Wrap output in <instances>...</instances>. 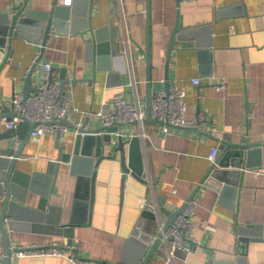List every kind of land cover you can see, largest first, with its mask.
I'll use <instances>...</instances> for the list:
<instances>
[{"label":"crops","instance_id":"0c3cea01","mask_svg":"<svg viewBox=\"0 0 264 264\" xmlns=\"http://www.w3.org/2000/svg\"><path fill=\"white\" fill-rule=\"evenodd\" d=\"M94 1L93 28L111 25L119 29L123 61L116 59L119 55L113 57L114 75L110 78L109 73L97 72L94 64L85 61L89 33L52 37L38 66L43 69L50 64L52 81L59 86L63 68L68 80H76L66 84L64 90L70 107L77 112L64 136L47 132L38 141L29 138L17 168L23 173L44 174L48 164L58 157L57 144L65 147L64 152L74 149V124L80 122L88 132L100 130L103 125L98 114L102 108L113 109L117 94L134 101L135 88L141 106L148 108V101L159 90L170 85L184 87L187 118L205 132L188 128L167 134L147 112L143 127L136 123L120 125L116 140L118 136L127 140L136 135L142 141L146 182L128 175L123 192L119 157L102 159L97 168L92 217L85 225L77 224L72 236L49 235L42 232V224L36 227L40 232L7 229L16 247L50 248L65 240L76 250V263L50 256L23 258L21 264H121L125 243L135 231L142 204L152 199L154 207L173 213L193 194L197 206L191 238L198 247L190 254L178 252L169 264H264V0H151L150 43L148 0ZM59 2L73 5V0L70 4ZM52 5L53 0H0V14L13 17L28 10L35 19ZM177 26L181 34L187 31L189 35L175 39L167 67L168 48ZM40 50L41 44L9 37L4 54L0 55V115L9 114L15 93L24 94L25 79L40 57ZM122 69L126 73L123 83L118 84ZM34 74L35 86L43 73L39 69ZM194 80H199V84ZM7 131L0 125V149L12 144L20 146L19 135L5 136ZM224 142L232 144L230 150L245 152L239 168H225L232 171L228 184L235 188L225 195L205 181L213 165L208 156L213 147L220 148ZM105 154H111L110 148ZM77 182L70 164H62L45 211L50 205L59 207L62 225L69 224L73 214L78 221L85 217L83 210L73 209ZM225 185L221 183L222 187ZM28 197L25 206L37 210L41 197L33 193ZM57 215L54 211L53 219ZM167 220L161 214L158 222H147L143 229L157 236L160 225ZM10 221L5 220L6 228ZM244 228L250 234L246 242L240 243L239 230ZM167 251L161 240L149 264H168ZM3 252L0 238V254Z\"/></svg>","mask_w":264,"mask_h":264},{"label":"water","instance_id":"95a60500","mask_svg":"<svg viewBox=\"0 0 264 264\" xmlns=\"http://www.w3.org/2000/svg\"><path fill=\"white\" fill-rule=\"evenodd\" d=\"M94 0H73V5L58 4V0H53V5L50 9L44 10V12L37 15L38 17L32 19V13L26 10L24 13L17 14L11 17L9 14H0V55L4 54L9 37H20L28 39L32 42L41 44V50L39 58L31 66L28 71V76L25 79L24 96L27 98L31 93H35L37 86L33 85L35 68L38 66L48 43L54 36H76L80 33H89V38L86 39L84 47L85 61L87 63L94 64L95 71H102L109 73L111 78L114 72L112 71V59L117 57L119 61H123V57L120 52V36L119 29L113 28L111 25L93 28L92 23V11ZM150 8L151 0H148L147 17H148V35L149 43L151 39L150 35ZM186 32L182 34L179 32V28L174 30L173 38L168 48V62L171 55V51L175 42V39L182 40L188 36ZM150 56V55H149ZM115 59V60H116ZM122 74L118 73L120 78L118 84L123 83L122 76L125 75V71L119 70ZM62 79L60 88L64 90V86L69 83H74L76 80H68L66 69L61 70ZM50 78L53 79V73L50 71ZM65 76V77H64ZM167 87L169 86V76L167 73ZM149 106V101L147 103ZM149 108V107H148ZM16 113L10 108L9 116H14ZM34 122H21L16 129L7 131L5 136L12 137L15 134L19 135L20 146L16 147L14 144L6 148L0 149V200H1V234L3 240V257L0 260L1 264H11V254L20 250L19 247H11V231H41L37 226L42 224V232L52 234L55 236H72L74 227L77 224L85 225L92 217L93 205L95 203V187H96V175L97 168L100 166L102 159H117L121 161L123 170V186L124 192L125 182L127 176L139 179L142 182L145 181L144 177V154L142 148V141L139 136L132 137L124 140L123 136H118L117 140L115 134L119 131V126L109 129L100 128L98 131L88 132L85 136H77L74 141V149L72 152H64L65 147L58 145L59 154L55 162L48 164L46 172H34L32 174L23 173L17 168L18 159L21 156L22 149L28 142L33 129L35 128ZM106 130V131H105ZM1 137V136H0ZM3 138V137H1ZM0 138V139H1ZM58 143V140H57ZM149 146V144H147ZM232 144L224 142L219 148L216 162L208 172V176L205 179L206 184L213 185L215 188H219V192L222 190L223 195L228 190L235 191L234 187L229 186L230 166L239 168L241 159L244 158V150H230ZM110 148L111 154L106 155V149ZM249 154V153H248ZM69 163L71 166L72 175L78 178L76 200L73 204L74 210H83L85 217L83 220L78 219L73 214L69 224L62 225L60 223L61 209L50 205L49 210L46 211V206L49 203V196L53 193L56 185L57 177L60 173L62 164ZM221 183H226L224 187ZM30 193L39 195L41 197L37 210L26 207L25 204ZM195 194L190 197L193 199ZM189 199V200H190ZM185 204L176 212L168 213L163 208H156L152 204V199H149L147 203L141 208L140 218L138 224L135 227L133 235L126 241L125 250L122 254L121 264H149L156 251H158L162 240V234L159 233L154 236L146 232L143 228L147 222L156 223L161 214L167 216V221L164 224V229L169 228L174 219L182 213ZM54 211H57V218L53 219ZM56 213V212H55ZM11 219L8 223V228L5 227V220ZM31 224H33L31 226ZM39 224V225H38ZM241 239L240 243H244L247 240V236L250 234L248 228L239 230ZM151 247L149 252L145 255L146 249ZM214 264H233L213 262Z\"/></svg>","mask_w":264,"mask_h":264},{"label":"built area","instance_id":"2783aa9c","mask_svg":"<svg viewBox=\"0 0 264 264\" xmlns=\"http://www.w3.org/2000/svg\"><path fill=\"white\" fill-rule=\"evenodd\" d=\"M70 4L71 0H65ZM58 4L60 2L58 0ZM129 51V49H128ZM130 53V51H129ZM130 60L132 57L130 54ZM41 70L43 78L37 84L35 93H31L25 98L23 93H15L11 100V108L16 113L14 116L9 114L0 115V125L7 130L16 129L19 123L31 121L35 123L30 138L38 141L45 133H50L55 137H62L70 130L71 120L77 112L75 108L70 107V101L66 96L65 90L53 82L50 78L51 65L46 64L43 69L37 66L35 70ZM30 70V69H29ZM34 70V71H35ZM131 71L134 75L131 62ZM135 79L133 85L135 88ZM199 84V80H194ZM186 89L178 85H170L167 89L159 90L149 101V108L141 106L138 99L137 88H135L134 101L125 99L117 94L113 100V109L104 106L98 116L101 118L105 129L117 127L123 124H139L143 127L148 116L162 125L163 131L167 134L173 133L176 129L186 130L188 128L197 129L201 133L205 132L197 122L187 118L188 106L185 103ZM77 136H85L88 131L83 129L80 122L74 124ZM106 131V130H105ZM219 148L213 147L209 158L215 163ZM145 204H142L144 206ZM197 201L193 198L185 203L182 213L177 215L172 225L164 229V224L160 225L162 242L168 247L167 263H172L178 252L190 254L198 247V243L193 241L191 234L193 232V219L196 215ZM208 228L215 230L209 226ZM0 238H2L0 227ZM11 247L15 248L11 242ZM20 250L11 254V264H21L23 258L33 257H64L76 263L77 255L73 245L67 241H57L50 248L33 245L32 247H19ZM4 254H0V260ZM1 264V263H0ZM79 264V263H77ZM80 264H84L81 262Z\"/></svg>","mask_w":264,"mask_h":264}]
</instances>
